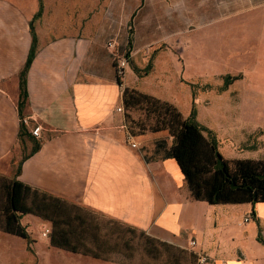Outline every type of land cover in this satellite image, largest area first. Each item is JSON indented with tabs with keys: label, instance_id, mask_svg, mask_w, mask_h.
I'll use <instances>...</instances> for the list:
<instances>
[{
	"label": "crops",
	"instance_id": "1",
	"mask_svg": "<svg viewBox=\"0 0 264 264\" xmlns=\"http://www.w3.org/2000/svg\"><path fill=\"white\" fill-rule=\"evenodd\" d=\"M42 1V15L34 18L39 0H0V163L13 179L195 258L206 253L212 264H264V201L194 199L175 158L165 155L173 136L161 130L134 135L132 147L120 128L126 121L116 107L136 72L128 64L118 82L113 51L129 49V61L140 51L126 21L117 29L94 18L73 21L67 12L73 0ZM127 4L130 14L139 6ZM32 27L37 45L22 89ZM113 37L116 47H107ZM37 125L42 129L34 136ZM143 142L163 155L146 157ZM21 222L29 238L0 229V264H120L52 245L45 234L52 224L40 216L24 213Z\"/></svg>",
	"mask_w": 264,
	"mask_h": 264
},
{
	"label": "rangeland",
	"instance_id": "2",
	"mask_svg": "<svg viewBox=\"0 0 264 264\" xmlns=\"http://www.w3.org/2000/svg\"><path fill=\"white\" fill-rule=\"evenodd\" d=\"M127 2L144 7L130 14ZM67 12L73 21L94 18L115 29L126 21V32L136 38L140 51L129 65H150V72L132 74L133 85L125 87L130 105L123 101L120 113L134 135L152 131L156 119L141 93L174 104L184 117L194 105L197 120L215 133L227 160L264 161V0H73ZM227 74L240 77L221 90ZM141 149L149 158L163 155L150 142ZM14 177L0 163V207ZM88 213L101 240L100 247L92 246L108 261L192 264L186 248Z\"/></svg>",
	"mask_w": 264,
	"mask_h": 264
},
{
	"label": "trees",
	"instance_id": "3",
	"mask_svg": "<svg viewBox=\"0 0 264 264\" xmlns=\"http://www.w3.org/2000/svg\"><path fill=\"white\" fill-rule=\"evenodd\" d=\"M39 4V11L34 18L42 15L43 1L39 0ZM34 32L32 27V48L21 74L22 89L25 71L32 62L37 45ZM132 69L139 75L148 74L150 65L143 69L132 65ZM239 77L227 74L220 89H226ZM128 91L124 88L122 99L130 105L126 98ZM138 96L145 98L156 112V119L149 129L167 130L168 134L173 136L172 144L165 155L175 158L194 199L206 200L211 204L221 202L254 204L264 201V161L250 158L227 160L218 148L219 141L215 133L197 120L194 105L184 117L178 107L168 101L141 93ZM159 143L161 142L158 141V145ZM159 146L162 147L161 144ZM6 191V200L0 207V229L29 238L25 225L21 222V215L31 213L51 222L52 245L95 258H106L100 249H95V246H101V240L99 225L93 221L95 218L92 213H88L93 212L92 210L15 179L7 185ZM129 229L135 230L130 227ZM259 239L264 243V239L261 237ZM189 254L191 263L195 264L194 254L190 251Z\"/></svg>",
	"mask_w": 264,
	"mask_h": 264
},
{
	"label": "built area",
	"instance_id": "4",
	"mask_svg": "<svg viewBox=\"0 0 264 264\" xmlns=\"http://www.w3.org/2000/svg\"><path fill=\"white\" fill-rule=\"evenodd\" d=\"M115 37L110 38L108 41H106V46L110 47V48H115L116 47V43H115ZM113 64H114V68L116 71V79L118 80V82H121V80L124 77V74L126 73V69L127 66L129 64V58H130V50L127 49L125 52L123 53H118V51H113ZM123 106H119L116 107V111L121 112L122 111ZM23 121L25 123L28 122L27 118H23ZM127 122H124L120 125V128H122L125 132V136L128 139V141L131 142V146L132 147H136L137 144L136 142H134V134L129 130L127 124ZM40 129L41 126L37 125L34 127V129L31 130V133L34 136H39L40 134ZM248 220V217H245V221ZM50 233V229H46L45 234H49ZM196 245L195 240H191L189 241V247L193 248ZM195 264H212L211 263V259L209 257H207L206 253L200 252L197 253V256L195 258Z\"/></svg>",
	"mask_w": 264,
	"mask_h": 264
}]
</instances>
